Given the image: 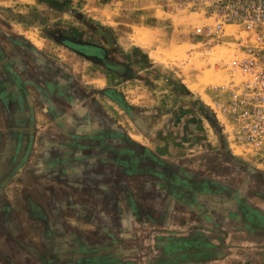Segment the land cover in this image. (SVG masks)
<instances>
[{
    "label": "crops",
    "instance_id": "crops-1",
    "mask_svg": "<svg viewBox=\"0 0 264 264\" xmlns=\"http://www.w3.org/2000/svg\"><path fill=\"white\" fill-rule=\"evenodd\" d=\"M70 73L0 28V264H264L263 164L156 150Z\"/></svg>",
    "mask_w": 264,
    "mask_h": 264
},
{
    "label": "rangeland",
    "instance_id": "rangeland-1",
    "mask_svg": "<svg viewBox=\"0 0 264 264\" xmlns=\"http://www.w3.org/2000/svg\"><path fill=\"white\" fill-rule=\"evenodd\" d=\"M208 4L0 0V28L75 74L90 95L119 112L121 121L131 119L138 140L156 150L200 157L204 149H233L250 161L251 154L231 145L210 108L218 88L241 77L232 63L244 33L237 26L218 32ZM83 45L105 50L109 61L92 58Z\"/></svg>",
    "mask_w": 264,
    "mask_h": 264
},
{
    "label": "built area",
    "instance_id": "built-area-1",
    "mask_svg": "<svg viewBox=\"0 0 264 264\" xmlns=\"http://www.w3.org/2000/svg\"><path fill=\"white\" fill-rule=\"evenodd\" d=\"M207 1L218 32L237 26L244 33L232 63L241 77L219 87L210 108L231 145L264 165V0Z\"/></svg>",
    "mask_w": 264,
    "mask_h": 264
},
{
    "label": "flooded vegetation",
    "instance_id": "flooded-vegetation-1",
    "mask_svg": "<svg viewBox=\"0 0 264 264\" xmlns=\"http://www.w3.org/2000/svg\"><path fill=\"white\" fill-rule=\"evenodd\" d=\"M83 52H86L89 56L96 60L105 61L108 60L105 50L98 48L97 46L93 45H83L81 47ZM109 61V60H108ZM114 68V66H113Z\"/></svg>",
    "mask_w": 264,
    "mask_h": 264
},
{
    "label": "trees",
    "instance_id": "trees-1",
    "mask_svg": "<svg viewBox=\"0 0 264 264\" xmlns=\"http://www.w3.org/2000/svg\"><path fill=\"white\" fill-rule=\"evenodd\" d=\"M122 104H124V103H122Z\"/></svg>",
    "mask_w": 264,
    "mask_h": 264
},
{
    "label": "water",
    "instance_id": "water-1",
    "mask_svg": "<svg viewBox=\"0 0 264 264\" xmlns=\"http://www.w3.org/2000/svg\"><path fill=\"white\" fill-rule=\"evenodd\" d=\"M133 117V116H132Z\"/></svg>",
    "mask_w": 264,
    "mask_h": 264
}]
</instances>
